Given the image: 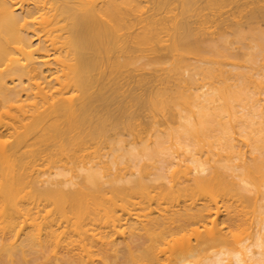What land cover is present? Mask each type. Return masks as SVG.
<instances>
[{"label":"bare ground","instance_id":"1","mask_svg":"<svg viewBox=\"0 0 264 264\" xmlns=\"http://www.w3.org/2000/svg\"><path fill=\"white\" fill-rule=\"evenodd\" d=\"M264 0H0V264H264Z\"/></svg>","mask_w":264,"mask_h":264},{"label":"rangeland","instance_id":"2","mask_svg":"<svg viewBox=\"0 0 264 264\" xmlns=\"http://www.w3.org/2000/svg\"><path fill=\"white\" fill-rule=\"evenodd\" d=\"M262 25H264V20H262Z\"/></svg>","mask_w":264,"mask_h":264}]
</instances>
